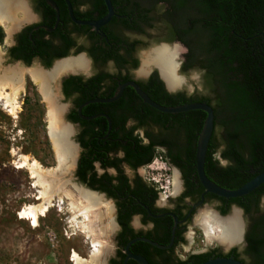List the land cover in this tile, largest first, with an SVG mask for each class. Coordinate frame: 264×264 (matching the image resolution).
<instances>
[{
  "label": "flooded vegetation",
  "instance_id": "1",
  "mask_svg": "<svg viewBox=\"0 0 264 264\" xmlns=\"http://www.w3.org/2000/svg\"><path fill=\"white\" fill-rule=\"evenodd\" d=\"M53 1L59 10V21L54 23L52 30L42 27H50V13L46 7H43L42 2L49 9L52 7L46 0H0V27L2 28L4 22H10L12 27L14 26L11 29L10 44L6 45L4 55L10 62L19 61L26 67H29L33 61L39 63L41 68L39 67L37 71L39 74L42 73L44 80L48 82L44 83L45 96L50 97L51 95L53 97H50V99L56 103L57 107L60 105V116L76 128L75 139L79 147L75 164L77 181L87 189L99 192L104 198L110 200L112 218L107 231H103L104 228L101 226L102 210L100 211L99 209V216L93 222L89 221V225L85 224L87 221L85 219L77 222L78 224L75 226H70L73 233H77V230L81 229L86 234L95 236L96 239L98 237L103 239L105 232H107L110 240L107 258L98 259L97 264H139L131 257L125 261L127 257L126 246L135 239L129 245V251L134 255L144 257L149 264H198L214 257H233L232 255H226H229L233 247L238 248V246L227 247L226 243L222 241V236L220 237L222 240L217 236L219 233L214 234L215 236L211 238L213 240L211 244L206 242L204 246H194L196 231L201 230L204 232L203 221H201L202 216L196 220L194 219L198 208L210 202L214 204L216 209L214 213L225 214H222L218 209L221 204L219 200L209 199V193L203 194L204 189L201 190L202 185L194 173L190 176L193 183H186L182 169L171 158L172 152H175L173 138L167 132H163L160 125L155 123L150 114H147L149 112L148 107L151 106L145 103L130 85L124 87L121 95L116 100L102 101L112 97L119 86L128 81H135L152 100L154 98L162 100V98L165 99L166 95H174L179 92L187 96L193 93L189 89L184 88L183 80L179 86L173 89L168 88L159 69L156 67L146 75H138L142 45H137L135 50L128 52L126 50L127 46L123 42L116 43L108 37L106 26H108L109 22L100 28L105 37L89 27V31L95 35V38H91L90 34L86 33V29L81 28L83 25L76 24L71 20L65 0ZM68 1L76 18L78 16L75 12L92 11L93 17H97L99 8H106L104 0ZM119 7V5L113 7L115 14ZM17 10L21 11L24 17L15 18L14 12ZM61 10L64 19L60 18ZM35 17L37 20H34ZM66 18L69 20H66ZM58 26L60 33L64 34L71 42L65 55L52 57L56 52L53 49L49 50L46 55V57H52L49 65L44 63L39 55L32 57L30 63H26L17 56L18 53L14 48L19 46V41L25 34L32 43H34V36L45 41L52 39V45L60 47L61 37L52 34ZM28 28L29 30H27ZM42 29L45 32L42 33ZM131 35H135L134 37L129 35L131 39L140 38L138 34L133 33ZM95 40L105 50L97 54H91L89 49L95 43ZM175 42L179 43L180 48H182L181 70V65L185 61L186 47L179 41L166 43ZM113 46L118 48V53L127 60L123 66H118L113 57H107L108 59L106 60L102 59L107 54H110ZM79 54H84L83 59L87 60V62L85 61V68L74 67L64 71L61 69L60 74L57 76H52L48 72L43 73V69L50 70L56 61L67 60L68 58L76 60ZM134 60L138 62L136 66L132 65ZM31 74L30 71L29 77L33 81L34 78ZM0 78H2L1 75ZM9 78L10 75L6 74L2 80H9ZM153 78L162 82L163 91L154 84ZM41 95L46 101L44 95L42 93ZM60 102H67L68 104L62 105ZM85 102L88 103L82 106ZM80 106L82 107L79 113ZM98 119H101L100 122L97 121ZM88 120L94 121L91 125L96 129L95 137L103 140L100 143V147L93 149L91 156L97 153H104L106 159L120 160L116 164L111 165H102L99 161L93 162L91 173L95 174L96 179L99 180L104 175L112 177L109 183L105 179L102 180L108 183L109 192L90 187L77 176L81 154L88 150L79 141V138L86 132L84 121ZM98 131L100 132L99 134ZM158 153L164 156L173 174L175 169L179 172L180 183L177 188H174L173 183L172 193L169 196L162 195L156 186L145 178L143 172L145 166L149 164H145L143 161L150 155L155 157ZM202 195L203 202L194 207V204L202 199ZM75 204L80 208V204ZM93 213L94 211L89 216H92ZM72 223H75V221ZM137 238H144L147 241ZM87 239L90 240L91 238L87 237ZM98 240L104 242L101 239ZM148 241H151V243ZM243 246H245V233ZM91 247L94 251L93 244ZM238 252H240L239 248ZM194 255H206V258L198 261L193 258ZM91 259H93L92 256ZM72 261L75 260L72 258Z\"/></svg>",
  "mask_w": 264,
  "mask_h": 264
},
{
  "label": "trees",
  "instance_id": "2",
  "mask_svg": "<svg viewBox=\"0 0 264 264\" xmlns=\"http://www.w3.org/2000/svg\"><path fill=\"white\" fill-rule=\"evenodd\" d=\"M111 1L113 7H120L106 26L108 37L116 43L123 42L128 52L135 50L137 45L144 46L149 42L179 41L186 47L181 72L195 70L201 73V93L195 91L187 96L179 92L166 95L162 100H154L165 106L189 102H206L212 106L214 128L204 163L207 177L220 186L235 189L263 172L264 0ZM42 4L50 13L49 26L54 28L55 11L53 8L49 9L44 2ZM92 13L75 12L78 19H98L105 15L106 8H99L97 17H93ZM60 18L64 19L62 10ZM74 27L77 28L76 25ZM81 28L86 29L91 38H95L94 33L89 31V26L83 25ZM41 32L45 30L42 29ZM133 33L140 38L131 39L128 34ZM52 34L61 37L63 48L54 47L52 39L45 41L34 36L32 43L25 34L21 37L19 46L14 48L17 56L30 63L32 57L39 55L49 65L52 57L65 55L71 42L60 33L59 26ZM2 36L0 27V42ZM94 42L89 49L91 54L105 50L97 44V40ZM52 49L56 53L52 57H46L47 52ZM107 57H113L118 66L127 62L115 46L102 59L106 60ZM137 64V60L132 63L133 66ZM153 82L163 91L161 81L153 78ZM148 110L147 114L160 125L162 131L173 138L175 152L171 154L172 161L182 169L186 183H193L191 174L194 173L197 178L196 141L206 113L199 109L178 113H165L153 107H148ZM92 122L94 121H84L86 132L79 138L81 145L88 150L81 154L77 176L90 187L109 192L108 183L112 177L104 175L99 180L96 179L95 174L91 173L93 162L111 165L120 160L106 159L104 153L91 156L93 149L100 147L103 141L95 137L96 129L91 125ZM153 158L154 155H150L143 162L150 163ZM222 161L226 163L223 164ZM104 179L108 183L102 181ZM208 198L220 201L218 209L222 214H226L234 204L248 218L245 246L242 249L246 259L241 256L237 247H233L226 256L232 255L245 264H264V183L241 197L227 199L209 193ZM193 258L201 261L206 255H194Z\"/></svg>",
  "mask_w": 264,
  "mask_h": 264
},
{
  "label": "rangeland",
  "instance_id": "3",
  "mask_svg": "<svg viewBox=\"0 0 264 264\" xmlns=\"http://www.w3.org/2000/svg\"><path fill=\"white\" fill-rule=\"evenodd\" d=\"M14 17L20 19L24 16L21 11L17 10L14 12ZM34 20H37L36 17ZM11 27L10 22L2 24L4 33L0 42V75L3 78L4 75L9 74L12 78V75L15 74L11 70L15 67L23 69V71L20 75V88H18L17 101L19 107L17 111L15 113L10 112L3 102H0V264H76L75 261H72L74 251L83 259L91 260L93 255L92 238L87 239L91 235L81 230L73 233L70 226H72L73 216L76 213L70 211V199L66 194L67 191L69 194H74L73 190L76 187L88 191L83 184L77 181L75 176V164L79 153V147L75 139L76 128L61 117L62 122L70 127L72 133H69L68 139L74 147L73 157L68 156V159L61 163L57 152L60 143L57 146L49 130L50 103L41 90V82L36 80L32 72L31 75L34 80L31 81L29 77L30 71L40 67L39 63L33 61L29 67H26L19 61L10 62L4 55L6 45L10 44ZM156 44H159V42H149L140 49V53L149 50ZM181 52L182 48L178 46V55L176 56L178 62L177 76L183 79L184 88L189 89L191 93H195V91L201 93V73L193 70L186 74L180 70ZM11 78L3 81V83H6L3 91L6 93L12 91L8 85V82L12 81ZM41 93L46 101H44ZM60 103L62 105L68 104L67 102ZM157 155H161L165 160L161 153ZM217 155L219 156V151ZM24 156L32 161L36 160L45 171L54 173L57 183L61 185L59 191H55L52 196V206H50L45 216L39 217L36 226L30 220L22 219L20 215V212L26 206L42 203V200L38 197L43 189L41 185L35 184L36 179L32 177L28 168H19ZM222 163L225 164L226 161H222ZM143 172L145 174V170ZM170 175L174 188H177L175 174L170 171ZM62 189L64 190L62 191ZM97 195L100 196L103 204L95 206L92 210L94 211L93 215L86 220L93 222L99 216V209L102 210L100 223L104 228L103 231H107L112 218L110 200L104 198L102 194ZM231 209L232 206L226 214H230ZM214 210H216L214 204L208 202L198 208L194 219L196 220L204 214L201 220L204 226L207 219L205 216L207 217L212 211L214 213ZM240 216L244 236L248 218L243 210ZM204 228V232L201 230L196 231L194 246H204L206 242L211 244L213 242L211 238L218 233L219 238L222 236V228L217 223H213L211 235H208L206 228ZM98 239L104 241L100 258L106 259L110 243L107 232H105L103 239L100 237ZM235 246H238L242 253L243 242ZM241 256L246 259L243 253Z\"/></svg>",
  "mask_w": 264,
  "mask_h": 264
},
{
  "label": "bare ground",
  "instance_id": "4",
  "mask_svg": "<svg viewBox=\"0 0 264 264\" xmlns=\"http://www.w3.org/2000/svg\"><path fill=\"white\" fill-rule=\"evenodd\" d=\"M177 55H178L177 47L171 48L165 46V47H159L156 51H154V53H152L148 57L149 58L148 60L159 65L162 74L166 78L167 82L172 86L178 85L182 81V79L175 74L176 65L178 63V62L176 63L175 61ZM85 61L87 62V60H84L83 58H77L76 60H71V61H64L63 63H60L56 66V70L58 71L59 69H63L64 71L66 69L69 70L70 68H74V67L85 68L86 67ZM11 71L15 75H12V78L10 77L12 81L10 83L8 82V85L12 89L10 93H6L5 91H3V88L6 83H3L4 81L2 80L3 78H0V102H3L4 106L7 109H9L10 112L15 113L19 107L17 96H18V88H20L19 86L21 82L20 75L22 74L23 69L15 67ZM31 72L34 74L36 80H39L41 82V90L43 91V93H45L44 83L47 82V80L46 81L44 80L42 73L39 74L37 69H33V71ZM46 97L50 103V111H49L50 134L53 140L55 141V143H57V146L60 143L59 144L60 147L59 146L57 147V152L61 160V163H64L68 159V156L71 157L72 154H74L73 153L74 147L68 141V135L69 133L72 132H70V127L64 124L61 120V116H60L61 114L59 109L60 105L59 107H57L56 103L53 102L52 99H50V97H52L51 95L50 97L49 96ZM19 168H28L31 171L32 177L36 179L35 184L41 185L43 188L42 191L40 192V196L38 197L40 200H42V203L38 205L26 206L20 212L22 219H28L32 222L34 226H36L38 224L39 217L45 216L50 206H52L51 204L52 196L55 191H59L61 185L57 183L56 181L57 178L54 173H52L51 171H45L36 160L32 161L27 156L23 157V160L19 164ZM176 187H177V182H176ZM63 190L64 189H62V191ZM73 191L74 194H69L68 191L66 192V194L70 199V211L72 213H76L75 216H73V222L75 221V223H72L74 224L72 226H75L76 224H78L77 222H81L82 220L88 219L89 214L93 212L92 211L93 208L95 206L103 204V202L101 201L100 196H98L94 192L82 190L80 189V187L79 188L76 187V189H74ZM75 202L80 204V208L76 206ZM78 215L81 217H79ZM205 218L209 219V220L206 219L204 222V226L206 228L208 235L212 234L213 223H217L222 228V239H223L222 241L224 243L236 242L239 239L240 218L238 213L233 212L226 219L221 220L217 218V216L213 212H210L207 215V217L205 216ZM85 224L89 225L90 222L86 221ZM91 236L90 238H92V244L94 247V251L92 255L93 259L90 260L91 262L89 260H85L82 257H80V255L77 252L74 251L73 260H75L76 264H90V263L97 264V260L100 259L101 254L103 252V242L96 239L95 236L92 237ZM219 239L221 240V238Z\"/></svg>",
  "mask_w": 264,
  "mask_h": 264
},
{
  "label": "water",
  "instance_id": "5",
  "mask_svg": "<svg viewBox=\"0 0 264 264\" xmlns=\"http://www.w3.org/2000/svg\"><path fill=\"white\" fill-rule=\"evenodd\" d=\"M48 2V4L55 10L56 13V23L59 21V10L57 5L55 4V2L53 0H46ZM67 5H68V12H69V16L71 18V20L79 25H87L89 27H91L92 29H94L97 33H99L101 36L105 37V34L103 32L100 31V28L105 25L106 23H108L111 18L115 15L114 9H113V5L111 0H104L105 6H106V13L104 16L98 18V19H78L74 16V13L72 11L70 2L68 0H65ZM43 28H46L48 30H52V28L50 27H46V26H42ZM13 27H11V29H13ZM10 29V30H11ZM177 47L180 46L179 43H166V42H160L159 44L154 45L152 48H150L147 51H142L140 53V71L138 72V75H146L148 74V72H150L153 68H158L160 71V74L165 82V84L167 85L168 88L173 89L178 85H170L166 78L164 77V75L161 72V69L159 67L158 64L151 62L150 60H148L149 56L154 53V51H156L159 47ZM78 58H84V54H79ZM177 58V57H176ZM175 58V61L177 63V59ZM66 59H63L61 61H56L54 66L50 69V70H44L43 69V73L48 72L50 75H59L61 69H59L58 71L56 70V66L60 63H62L63 61H65ZM68 61H71V59H67ZM66 60V61H67ZM41 68V67H40ZM178 63L176 65V69H175V74L178 75ZM67 70V69H66ZM181 78V77H180ZM183 80V79H182ZM48 83V82H47ZM130 85L131 87L134 88V90L136 91L137 95L148 105H150L151 107L155 108L156 110H159L161 112H165V113H178V112H185L188 110H193V109H199L202 110L206 113V117L204 119L202 128L198 134V138L196 141V148H195V171H196V175L198 177V180L200 182V184L202 185L203 189H204V193H212L214 195L220 196V197H224V198H236V197H241L244 196L248 193H250L251 191H253L254 189H256L257 187H259L262 183H264V171L259 173L258 175H256L255 177L251 178L250 180H248L247 182H245L244 184H242L240 187L235 188V189H229V188H225L223 186H220L218 184H216L215 182H213L209 177H207V175L204 172V163H205V158H206V152H207V148H208V144L213 132V128H214V110L212 108L211 105H209L206 102H189V103H184V104H179V105H174V106H165L162 104H159L157 102H155L154 100H152L140 87L139 85L135 82V81H128L125 82L124 84L120 85L118 90L116 91V93L105 100L102 101H113L116 100L122 93L123 89L125 86ZM88 102H85L82 104V106L84 104H86ZM79 108V113L81 110V107ZM90 118V117H89ZM69 141V139H68ZM175 176H176V180H177V185L180 183L179 180V172L178 170L175 169ZM89 192H94L97 194H100L99 192H95L92 191L90 189H87ZM203 202V195H202V199L197 202L196 204H194V207H197L198 205H200ZM233 212L238 213L239 218H240V235H239V239L236 242H232V243H226V246H233L239 243L243 242V223H242V219H241V212L242 209L240 207H238L237 205H232V209H231V213L230 214H225V215H220L218 212H215L214 214H216L217 218L224 220L226 219L228 216H230ZM204 215V214H202ZM201 215V216H202ZM200 216V217H201ZM139 240H145L144 238H137ZM136 240V239H135ZM132 240L131 242H129L126 246V253H127V257L125 259V261L128 258H133L135 259L139 264H149L147 262V260L139 255H134L129 251V245L135 241ZM151 243V241H148ZM161 247V246H160ZM198 264H245L244 262H242L239 259L233 258V257H225V256H220V257H214V258H210L204 262L198 263Z\"/></svg>",
  "mask_w": 264,
  "mask_h": 264
},
{
  "label": "built area",
  "instance_id": "6",
  "mask_svg": "<svg viewBox=\"0 0 264 264\" xmlns=\"http://www.w3.org/2000/svg\"><path fill=\"white\" fill-rule=\"evenodd\" d=\"M170 167L161 155H156L153 160L145 166V178L154 184L164 196L172 193L173 182L170 175Z\"/></svg>",
  "mask_w": 264,
  "mask_h": 264
}]
</instances>
